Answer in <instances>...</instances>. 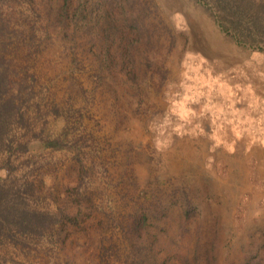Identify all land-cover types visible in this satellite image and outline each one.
Here are the masks:
<instances>
[{
  "label": "rangeland",
  "instance_id": "obj_1",
  "mask_svg": "<svg viewBox=\"0 0 264 264\" xmlns=\"http://www.w3.org/2000/svg\"><path fill=\"white\" fill-rule=\"evenodd\" d=\"M30 1L0 0V52L10 59L1 92L22 112L0 164L15 167L4 171L7 187L30 207L79 224L58 264H98V244L112 252L118 224L138 210L146 238L206 237L216 264H264V130L245 119L264 111L263 39L239 42L195 0H156L123 15L109 52L99 51L101 21L84 28L83 59L60 69L20 50L34 46ZM230 1L264 25V0ZM0 236V264L37 252Z\"/></svg>",
  "mask_w": 264,
  "mask_h": 264
},
{
  "label": "trees",
  "instance_id": "obj_2",
  "mask_svg": "<svg viewBox=\"0 0 264 264\" xmlns=\"http://www.w3.org/2000/svg\"><path fill=\"white\" fill-rule=\"evenodd\" d=\"M195 1L211 12L224 31L234 32L239 42L256 38L264 41V25L257 17L252 16L249 21V11L244 5H232L230 0ZM150 3L157 6L156 0H31L30 10H34L36 16L33 26L34 46L27 44L20 50L25 51L26 57L31 56L42 63L49 61L60 69L67 66L68 61L77 65L84 57L79 56V51L82 49L84 54L86 49L84 28L86 30L88 27V31L93 33L101 21L98 33L101 35L102 47L99 51L105 49L109 52L113 44L112 33H116L123 25L127 26L123 15L150 9ZM22 33L25 34L24 31ZM91 40L93 44L90 49L96 56L95 37ZM107 57V69H112V56ZM9 60L6 59L5 53L0 52V152L4 141L10 136L11 125L22 116L18 108L15 107L17 111L13 109L15 100L5 98V94L1 92L3 87L10 85V80L5 79L7 74L4 72ZM38 76L41 75L38 73ZM57 107L55 110L59 111ZM45 145L58 149L62 143L58 140H48ZM8 168L15 169L10 160L0 164V235L9 240L8 243L20 242L31 251H37L28 252V260L16 261V264H28V261L30 264H58L61 258H66L61 252L67 246L68 236L78 230L79 224L64 222L66 220L61 219L60 213L30 207L22 193L12 192L11 188L7 187L4 171ZM61 213L65 217L64 211ZM79 215L80 212H77L70 214V217L74 216L77 220ZM146 220L144 210H138L129 224L120 222L118 226L121 234L111 240L113 251L110 252L104 239L98 244L101 248L98 252L101 261L98 264H216L214 240L206 237H181L169 241L159 237L146 238ZM16 236H19L20 240L16 239ZM47 241V247H44L43 244ZM71 242H74L73 239L69 242L73 244ZM171 243L177 244L174 252L171 249L166 250L170 248ZM69 259L71 263L70 255Z\"/></svg>",
  "mask_w": 264,
  "mask_h": 264
},
{
  "label": "crops",
  "instance_id": "obj_3",
  "mask_svg": "<svg viewBox=\"0 0 264 264\" xmlns=\"http://www.w3.org/2000/svg\"><path fill=\"white\" fill-rule=\"evenodd\" d=\"M245 119L246 121H252L255 124H257L256 126L253 125V129L258 131L264 130V111L260 112V111H256V112H252V111H246L245 112ZM262 125V126H261ZM262 135H260V139L261 141H257V143H263L264 144V131H262Z\"/></svg>",
  "mask_w": 264,
  "mask_h": 264
}]
</instances>
